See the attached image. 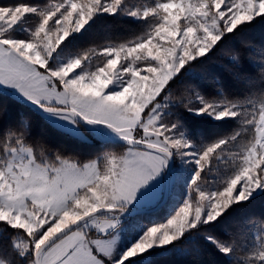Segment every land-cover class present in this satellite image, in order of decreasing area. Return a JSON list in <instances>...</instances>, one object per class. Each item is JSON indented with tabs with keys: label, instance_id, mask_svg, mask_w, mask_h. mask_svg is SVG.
Returning a JSON list of instances; mask_svg holds the SVG:
<instances>
[{
	"label": "snow or ice",
	"instance_id": "obj_1",
	"mask_svg": "<svg viewBox=\"0 0 264 264\" xmlns=\"http://www.w3.org/2000/svg\"><path fill=\"white\" fill-rule=\"evenodd\" d=\"M106 16L143 22L146 30L134 40L73 53ZM30 17L35 23L27 25ZM257 22H264V0L0 3V94L30 104L61 135L124 148L82 161L29 143L27 120L4 130L0 223L12 234L0 246V264H151L153 252L197 257L200 242L231 256L229 223L264 196V91L258 98L251 91L224 94L225 76L243 82L250 70L243 50L221 46ZM252 46L243 41L244 49ZM217 49L223 62H210ZM194 64L215 95L202 94L198 83L174 95L172 86L183 84ZM259 77L264 88V52ZM185 113L237 121L240 130L198 146ZM221 164L223 178L210 183L208 174ZM177 183L183 199L166 223H128ZM256 240L246 264H264V223ZM181 241L189 247H178Z\"/></svg>",
	"mask_w": 264,
	"mask_h": 264
},
{
	"label": "trees",
	"instance_id": "obj_2",
	"mask_svg": "<svg viewBox=\"0 0 264 264\" xmlns=\"http://www.w3.org/2000/svg\"><path fill=\"white\" fill-rule=\"evenodd\" d=\"M16 0H0V3H14ZM41 5L53 3L55 0H36ZM132 4L151 3L153 0H128ZM35 19L30 17L28 21ZM146 30V24L143 22L133 21L125 16L117 17H101L89 29L88 33L75 42L70 49L73 53L83 51L87 48H99L106 43H122L136 39ZM21 35L20 33H16ZM243 41L252 42V48L244 49ZM225 51L243 50L246 54V67L250 70V79L246 81H235L225 76L224 78V94L229 98L241 97L246 92L251 91L257 98L261 91H264L259 77V66L261 55L264 52V22H257L250 29L245 30L243 34H237V37L231 38L221 46ZM220 49L210 57V62L220 63L223 58L218 55ZM194 72L190 75L181 77L183 84H174L172 91L174 95H178L184 91V86L191 83H198L202 94L206 96L215 95L216 86L210 81L200 78V65L194 64ZM0 112L3 113V119L0 120V134L9 127L18 128L23 120H27L31 124V135L28 137L29 143L36 145L37 142H43L53 150L59 149L65 155H72L82 161L94 158L101 153L104 143L90 139L87 143H81L70 137L61 135L58 131L43 121L39 114L27 104L11 98L5 94H0ZM172 119H175L173 117ZM185 122L191 129L195 143L199 146L202 143H210L218 137L232 135L240 130L237 121H229L225 124L214 123L211 120L195 118L191 114L185 113ZM123 147L120 145H114ZM214 174L219 180L225 174L224 166H218V171L208 174ZM166 204L160 210L154 213H143L132 217L142 216L149 222H155L162 219L168 213L165 209ZM165 211V213H164ZM261 223H264V196L257 198L251 204L241 209L238 218L232 220L228 225V233L234 241L235 251L231 256H224L216 253L209 246L201 243V254L197 257L191 255H181L179 253L153 252L149 259L151 264H246V258L250 256L252 251L258 246L256 240L257 229ZM203 231V229H202ZM10 231H6L2 223H0V246L6 244L5 237L11 236ZM217 235L227 238L221 230L217 229ZM20 235V233H16ZM180 248L189 247L187 241H181L178 245Z\"/></svg>",
	"mask_w": 264,
	"mask_h": 264
},
{
	"label": "rangeland",
	"instance_id": "obj_3",
	"mask_svg": "<svg viewBox=\"0 0 264 264\" xmlns=\"http://www.w3.org/2000/svg\"><path fill=\"white\" fill-rule=\"evenodd\" d=\"M33 23H35V20L32 21V22H30L28 20L26 21V24L27 25H30V24H33ZM17 33H20V32H17ZM20 34H21V36L23 35V33H20ZM109 43H106V44H109ZM112 43L119 44V43H116V42H112ZM106 44L102 45L101 47L105 46ZM96 62L97 61L94 58L93 59V63H96ZM90 139H92V138L89 137V140ZM110 150L123 151L124 148L123 147H117V146H114L112 144H108V145H104V148L102 149L101 153L103 151H110ZM177 163H179V160H177ZM213 176H214V174L210 175V178H211L209 180L210 183L218 182L219 181V178H217V176H215L217 179H216V181H213ZM220 178L222 179V177H220ZM182 199H183V197H182V187H181V185L178 184V183L177 184L170 185L169 186V196H168V200L165 203L166 204L165 209H168L167 215H165L164 217H162V219H159L158 221H155V222H152V223L149 222V221H147L142 216L135 217V218L129 220L128 223L129 224H132V223H135V222H140V223H142L144 225H147V226H152L153 223H166L167 218H170L171 215H174L175 214V210L178 209V207H179L178 201H181ZM160 200L161 199L154 200L151 203L146 204V205H144V206H142L140 208L152 209V208H154L160 202ZM173 205H175V208H173ZM154 212H156V211H154ZM154 212H152V213H154ZM164 213H165V211H164ZM92 235L95 236V232L94 231H93ZM124 239H127V235L126 234L124 236Z\"/></svg>",
	"mask_w": 264,
	"mask_h": 264
},
{
	"label": "water",
	"instance_id": "obj_4",
	"mask_svg": "<svg viewBox=\"0 0 264 264\" xmlns=\"http://www.w3.org/2000/svg\"><path fill=\"white\" fill-rule=\"evenodd\" d=\"M2 94H5V95H7V96H9L11 98L17 99V100L25 103L23 100L17 98L16 96H14L13 94H11L10 92L4 91ZM27 105L32 108V106L30 104H27ZM100 143H103V142H100ZM168 196H169V187L166 189L163 198L160 200V202L154 208H152V209L139 208L137 215L143 214V213H152L154 211L159 210L161 207H163L165 205L166 201L168 200Z\"/></svg>",
	"mask_w": 264,
	"mask_h": 264
}]
</instances>
